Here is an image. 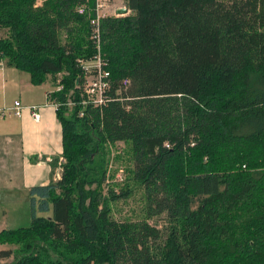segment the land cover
Instances as JSON below:
<instances>
[{
  "label": "trees",
  "instance_id": "trees-1",
  "mask_svg": "<svg viewBox=\"0 0 264 264\" xmlns=\"http://www.w3.org/2000/svg\"><path fill=\"white\" fill-rule=\"evenodd\" d=\"M126 1L128 17L100 21L112 86L93 108L80 101L95 1L0 0V63L56 85L65 160L0 245L19 246L12 264H264V0ZM123 142L162 229L111 219L85 191L105 180L93 150Z\"/></svg>",
  "mask_w": 264,
  "mask_h": 264
},
{
  "label": "crops",
  "instance_id": "crops-1",
  "mask_svg": "<svg viewBox=\"0 0 264 264\" xmlns=\"http://www.w3.org/2000/svg\"><path fill=\"white\" fill-rule=\"evenodd\" d=\"M47 84L33 86L29 73L0 63V108L11 110L0 118V209L10 204L12 194L25 203L32 199L31 188L60 178L62 126L50 98L54 86ZM17 101L23 108L21 117L12 114Z\"/></svg>",
  "mask_w": 264,
  "mask_h": 264
},
{
  "label": "rangeland",
  "instance_id": "rangeland-1",
  "mask_svg": "<svg viewBox=\"0 0 264 264\" xmlns=\"http://www.w3.org/2000/svg\"><path fill=\"white\" fill-rule=\"evenodd\" d=\"M103 1L104 7L102 14L111 16L112 18L128 17L130 15L129 12L126 15L116 14V10L119 8H125L127 10L126 0ZM7 36V32L0 30V39H6ZM57 78L60 81L62 75ZM47 85L52 89L54 83L49 80ZM55 88L56 85L54 86ZM71 108L72 105H68V114L65 117L70 114ZM7 114L9 115L10 113L8 112ZM93 151V167L95 169L99 167L103 168L101 170L105 173V180L97 184V186L85 187V191L91 192V195L95 192L97 195L96 203L99 209H104V207L109 208L111 219L113 218L119 222L127 221L133 222L132 224H137L146 221L152 227L156 226L160 229L165 227L168 221L167 217L164 214H155L152 206L147 201L145 190L136 187L132 182L133 177L131 176V172H133L134 163L130 143L106 144L104 147L97 146ZM64 164L65 160L62 159L60 161L61 168L57 171V178L61 177ZM127 192L130 193L129 196L120 198ZM12 196L14 197L10 200V204L6 202L5 207L0 209V232L4 230L16 231L19 228H28L31 226L32 208L30 207V201H26L25 203L18 202L19 199L16 198V195L12 194ZM112 198L115 199L113 200ZM8 205L10 206L8 207ZM36 217H51V213H42L38 210ZM4 250H11L14 255L5 258V260H0V264H12L22 254L19 246L17 248L8 243L0 245V252Z\"/></svg>",
  "mask_w": 264,
  "mask_h": 264
},
{
  "label": "built area",
  "instance_id": "built-area-1",
  "mask_svg": "<svg viewBox=\"0 0 264 264\" xmlns=\"http://www.w3.org/2000/svg\"><path fill=\"white\" fill-rule=\"evenodd\" d=\"M94 15L95 17L91 19L90 26L93 28V32L91 33V39L95 43L96 48V57L95 59L90 63H84L83 64V70L86 72V79H85V86L82 88V101H80V104L92 106L94 107H102L106 101H108V91L110 87L112 86V82L110 79V71L106 69L107 63L104 62L103 57L101 55L100 48L102 47L101 42V28H100V21L104 20L107 17L105 14H102L103 11V0H94ZM79 14H84L85 9L84 7H81L78 9ZM117 16V15H116ZM129 86L128 82L126 80L123 81V87L126 88ZM62 88L58 87L57 90H61ZM56 109L58 108V103L53 102ZM74 106L75 103L70 100L69 103L67 102V105ZM23 110L21 103L17 101L14 104V107L12 108V114L14 113L16 116H22L21 111ZM8 112H11L9 109L0 108V118H4L7 116ZM38 115L34 114V119H37Z\"/></svg>",
  "mask_w": 264,
  "mask_h": 264
},
{
  "label": "water",
  "instance_id": "water-1",
  "mask_svg": "<svg viewBox=\"0 0 264 264\" xmlns=\"http://www.w3.org/2000/svg\"><path fill=\"white\" fill-rule=\"evenodd\" d=\"M116 14L118 15H126V14H128V10H126L125 8H120V9H118V11L116 12Z\"/></svg>",
  "mask_w": 264,
  "mask_h": 264
}]
</instances>
